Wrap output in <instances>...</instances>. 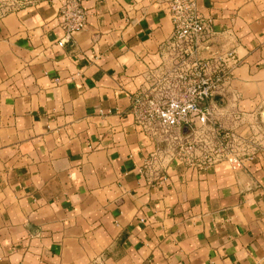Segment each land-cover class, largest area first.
<instances>
[{"label": "crops", "instance_id": "obj_1", "mask_svg": "<svg viewBox=\"0 0 264 264\" xmlns=\"http://www.w3.org/2000/svg\"><path fill=\"white\" fill-rule=\"evenodd\" d=\"M82 2L60 45L63 0H0V264H264V0H196L241 57L215 100L239 171L137 121L171 65L162 0Z\"/></svg>", "mask_w": 264, "mask_h": 264}, {"label": "built area", "instance_id": "obj_2", "mask_svg": "<svg viewBox=\"0 0 264 264\" xmlns=\"http://www.w3.org/2000/svg\"><path fill=\"white\" fill-rule=\"evenodd\" d=\"M173 23L171 65L154 75V84L134 97L137 121L145 129H161L178 143L177 157L201 167L225 162L232 170L245 159L229 144L236 134L216 119V97L222 95L241 57L226 42H212V19L203 16L196 0H162ZM82 0H63L58 19L65 30L63 45L87 25ZM185 126L190 133L185 135ZM159 152V150H158ZM153 153L147 165L157 157Z\"/></svg>", "mask_w": 264, "mask_h": 264}, {"label": "rangeland", "instance_id": "obj_3", "mask_svg": "<svg viewBox=\"0 0 264 264\" xmlns=\"http://www.w3.org/2000/svg\"><path fill=\"white\" fill-rule=\"evenodd\" d=\"M227 131H229V132H231V133H233L232 131L233 130H229V129H226ZM238 134L236 133V134H234L233 136H231V138H229V144L230 145H233L236 149H237V147H238V143H239V139H238Z\"/></svg>", "mask_w": 264, "mask_h": 264}, {"label": "water", "instance_id": "obj_4", "mask_svg": "<svg viewBox=\"0 0 264 264\" xmlns=\"http://www.w3.org/2000/svg\"><path fill=\"white\" fill-rule=\"evenodd\" d=\"M183 133L185 135L189 134L190 133V128L188 126H185L184 129H183Z\"/></svg>", "mask_w": 264, "mask_h": 264}]
</instances>
